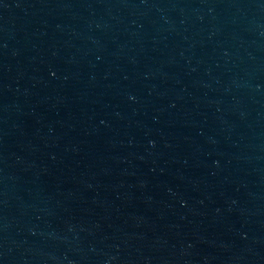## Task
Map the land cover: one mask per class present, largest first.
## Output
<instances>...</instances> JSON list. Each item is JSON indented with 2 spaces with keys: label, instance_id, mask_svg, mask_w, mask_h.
Here are the masks:
<instances>
[{
  "label": "water",
  "instance_id": "water-1",
  "mask_svg": "<svg viewBox=\"0 0 264 264\" xmlns=\"http://www.w3.org/2000/svg\"><path fill=\"white\" fill-rule=\"evenodd\" d=\"M161 116L264 229V0H78Z\"/></svg>",
  "mask_w": 264,
  "mask_h": 264
}]
</instances>
